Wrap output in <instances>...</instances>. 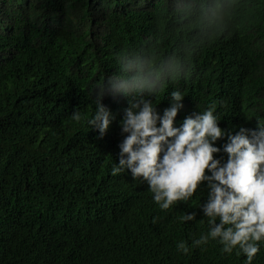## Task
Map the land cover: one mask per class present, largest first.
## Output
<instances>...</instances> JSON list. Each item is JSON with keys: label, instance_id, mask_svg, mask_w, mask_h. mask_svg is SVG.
Returning <instances> with one entry per match:
<instances>
[{"label": "trees", "instance_id": "trees-1", "mask_svg": "<svg viewBox=\"0 0 264 264\" xmlns=\"http://www.w3.org/2000/svg\"><path fill=\"white\" fill-rule=\"evenodd\" d=\"M124 54L183 65L153 100L181 91L178 122L224 89L264 108V0H0V264H243L215 242L177 251L207 230L180 219L203 191L163 211L146 183L111 174L126 100L103 98L117 113L103 138L87 120Z\"/></svg>", "mask_w": 264, "mask_h": 264}, {"label": "clouds", "instance_id": "clouds-1", "mask_svg": "<svg viewBox=\"0 0 264 264\" xmlns=\"http://www.w3.org/2000/svg\"><path fill=\"white\" fill-rule=\"evenodd\" d=\"M117 66L97 87L95 109L87 120L103 138L117 121L103 98L126 100L118 119V162L111 174L130 172L132 179L146 183L163 211L203 191L197 206L180 219L188 223L202 216L207 230L191 244L178 241L177 251L188 255L215 242L221 255L235 254L244 258L243 264H253L264 247V108L230 101L224 89L226 97L219 96L218 104L200 106L203 112L185 114L178 122L185 112L181 91H172L163 108L153 100L169 81L183 76L182 64L124 54ZM72 119L80 121L81 113L74 112ZM38 263L51 264L47 258Z\"/></svg>", "mask_w": 264, "mask_h": 264}, {"label": "bare ground", "instance_id": "bare-ground-1", "mask_svg": "<svg viewBox=\"0 0 264 264\" xmlns=\"http://www.w3.org/2000/svg\"><path fill=\"white\" fill-rule=\"evenodd\" d=\"M152 203H154L153 200H152ZM154 204H155V203H154ZM262 249H263V247L261 248V251H260V252H262Z\"/></svg>", "mask_w": 264, "mask_h": 264}]
</instances>
